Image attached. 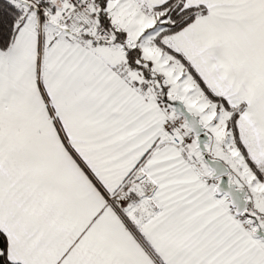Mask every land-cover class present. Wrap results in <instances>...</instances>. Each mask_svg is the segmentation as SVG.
<instances>
[{
    "label": "snow or ice",
    "instance_id": "6c2138e0",
    "mask_svg": "<svg viewBox=\"0 0 264 264\" xmlns=\"http://www.w3.org/2000/svg\"><path fill=\"white\" fill-rule=\"evenodd\" d=\"M0 264H264V0H0Z\"/></svg>",
    "mask_w": 264,
    "mask_h": 264
}]
</instances>
